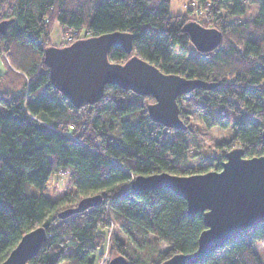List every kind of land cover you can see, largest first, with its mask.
Instances as JSON below:
<instances>
[{
  "label": "trees",
  "instance_id": "trees-1",
  "mask_svg": "<svg viewBox=\"0 0 264 264\" xmlns=\"http://www.w3.org/2000/svg\"><path fill=\"white\" fill-rule=\"evenodd\" d=\"M191 0L204 7L196 20L222 31L221 44L200 52L184 25L189 17L170 14L172 0H0V263L22 236L39 226L47 239L30 264H94L102 243L99 230L116 223L126 239L113 236L112 250L129 264H161L176 253L197 249L206 228L203 214L189 215L187 201L170 189L133 190L140 174H194L189 153L195 131L180 99L190 97L206 127L232 128L226 152L242 147L244 157L264 154V0ZM58 24L66 32L59 46L106 32L133 34L127 53L113 45L112 62L136 54L165 73L199 78L216 86L178 97L186 129L154 121L141 95L116 84L102 98L75 107L51 83L45 49ZM69 36V39H68ZM150 101V102H148ZM71 172V189L60 197L44 189L51 176ZM99 205L61 218L86 196ZM155 240H153V239ZM159 242L171 245L161 251ZM264 244V222L231 237L196 264H264L255 245Z\"/></svg>",
  "mask_w": 264,
  "mask_h": 264
},
{
  "label": "water",
  "instance_id": "water-1",
  "mask_svg": "<svg viewBox=\"0 0 264 264\" xmlns=\"http://www.w3.org/2000/svg\"><path fill=\"white\" fill-rule=\"evenodd\" d=\"M184 30L200 52L216 49L223 39L218 28L206 27L196 20L186 22ZM113 45H120L131 53L133 34L118 30L79 38L68 45L48 46L45 60L51 83L78 108L85 103L98 102L108 84L151 95L155 100L147 109L154 121L166 127L186 129L178 97L196 88L211 89L216 84L165 73L136 54L124 63L112 62L108 53ZM262 136L264 138V125ZM243 154L244 150L239 146L227 151L220 170L188 175L164 171L140 174L132 180L133 190L170 189L186 199L189 215L203 214L206 228L199 235L197 249L176 253L161 264H196L231 237L264 222V154L254 157ZM102 199L101 194L83 197L77 206L62 210L59 216L66 218L84 211L99 205ZM46 239L47 231L43 226L28 231L0 264H30L29 259ZM109 264H129V261L123 254H118Z\"/></svg>",
  "mask_w": 264,
  "mask_h": 264
},
{
  "label": "rangeland",
  "instance_id": "rangeland-1",
  "mask_svg": "<svg viewBox=\"0 0 264 264\" xmlns=\"http://www.w3.org/2000/svg\"><path fill=\"white\" fill-rule=\"evenodd\" d=\"M191 0H172L170 7V14H185L189 17L188 21L196 20V18L204 16L205 12L204 7L188 10ZM205 4L209 5L210 1L208 0ZM187 21V22H188ZM197 21V20H196ZM61 26L55 23L51 33V43L57 45L62 43L65 40L66 32L63 33ZM66 34V35H65ZM69 39V36H68ZM196 48V47H195ZM3 63L0 62V68ZM150 102V101H148ZM181 107L187 111L188 115V124L195 131V141L191 143L189 148V153L193 156L191 163L194 166H208L210 170H215V167L218 165V160L220 159L222 145L224 141L230 138L233 134L232 128H221L219 126H214L208 128L202 122L201 117L196 111L193 102L190 97H183L180 99ZM71 172L64 171L62 174L55 173L51 176L48 181L44 192L53 198L60 197L64 194L65 191H72L71 187ZM99 233L102 234V243L97 249L96 261L94 264H109V261L112 257L118 255L115 251L112 250L111 241L113 236L119 237L123 240L126 239L125 234L120 230L116 223H112L108 227H103L99 230ZM153 239V238H151ZM155 240V239H153ZM256 250L259 252L262 260L264 261V244L257 242L255 245ZM159 249L161 251L171 250V245L166 242H159ZM61 264H70L68 260H64Z\"/></svg>",
  "mask_w": 264,
  "mask_h": 264
},
{
  "label": "built area",
  "instance_id": "built-area-1",
  "mask_svg": "<svg viewBox=\"0 0 264 264\" xmlns=\"http://www.w3.org/2000/svg\"><path fill=\"white\" fill-rule=\"evenodd\" d=\"M6 56V54L5 53H3L2 55H0V61L2 60V58L1 57H5ZM64 172V170H61V171H59L58 173H60V174H62Z\"/></svg>",
  "mask_w": 264,
  "mask_h": 264
},
{
  "label": "crops",
  "instance_id": "crops-1",
  "mask_svg": "<svg viewBox=\"0 0 264 264\" xmlns=\"http://www.w3.org/2000/svg\"><path fill=\"white\" fill-rule=\"evenodd\" d=\"M4 70H5V66L3 64L2 67L0 68V73H2Z\"/></svg>",
  "mask_w": 264,
  "mask_h": 264
},
{
  "label": "bare ground",
  "instance_id": "bare-ground-1",
  "mask_svg": "<svg viewBox=\"0 0 264 264\" xmlns=\"http://www.w3.org/2000/svg\"><path fill=\"white\" fill-rule=\"evenodd\" d=\"M63 46V45H62Z\"/></svg>",
  "mask_w": 264,
  "mask_h": 264
}]
</instances>
